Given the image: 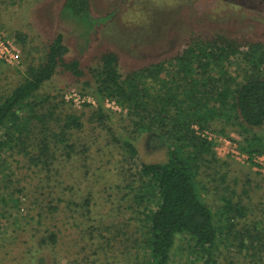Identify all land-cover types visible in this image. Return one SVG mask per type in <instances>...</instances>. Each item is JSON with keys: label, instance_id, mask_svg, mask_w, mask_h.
Returning <instances> with one entry per match:
<instances>
[{"label": "rangeland", "instance_id": "374dc122", "mask_svg": "<svg viewBox=\"0 0 264 264\" xmlns=\"http://www.w3.org/2000/svg\"><path fill=\"white\" fill-rule=\"evenodd\" d=\"M64 2L0 0V35L19 53L16 66L0 60V103L24 82L28 67L40 66L57 33L63 34L69 56L78 58L85 71L78 80L59 70L34 98L39 103L48 97L49 103L59 104L52 108L55 117H81L82 129L74 132L71 141L74 154L60 153L49 171L45 157H35L41 154L36 148L43 137L41 124L31 122L32 111L25 106L17 114L16 125L25 135L30 132L24 146L30 151L35 148L34 160L28 161L14 130H9L15 135L13 147L0 149V264H143L145 229L143 216L130 208L135 206L130 169L138 162L165 161V151L141 134L133 137L135 158L112 140L124 138L129 129L128 111L116 100L95 93L90 69L100 66L104 53L113 52L120 74L126 76L173 59L185 49L181 42L193 36L223 34L237 40L246 54L250 45L264 49V0H89L94 20L89 28L94 32L84 21L65 17ZM244 58L233 59L229 70L235 72ZM50 105L44 103L43 110L35 112L44 114ZM193 129L200 137L204 132L212 135L207 141L214 144L216 156L226 161L230 177L244 183L249 179V196L243 200L253 208L261 204L255 210L261 214L264 169L242 158L247 155L240 151L243 139L237 128L221 122L207 130L197 125ZM249 134L264 145V126ZM0 141H7L4 129ZM37 160L43 162L35 164ZM244 189L241 183L236 187L239 195ZM213 195L208 183L201 196L210 201L215 214L219 202ZM187 240H177L170 264L185 263Z\"/></svg>", "mask_w": 264, "mask_h": 264}, {"label": "trees", "instance_id": "16d2710c", "mask_svg": "<svg viewBox=\"0 0 264 264\" xmlns=\"http://www.w3.org/2000/svg\"><path fill=\"white\" fill-rule=\"evenodd\" d=\"M63 13L84 21L88 30L94 25L89 0H65ZM181 43L185 49L165 64H153L126 76L120 74L118 56L113 52L104 53L100 66L90 69L95 93L116 100L128 111L129 129H125L124 138L112 140L135 158L138 152L132 141L141 134L165 151V161L138 162L130 169L134 187L129 188L136 206L130 208L143 216L145 229L143 264H170L176 242L183 238L188 239L184 264L192 258L191 264H264V210L256 213L258 208L243 200L249 196L246 187L251 182L230 177L231 171L226 161L216 156L214 144L193 129L197 125L207 130L223 122L237 128L243 139L241 152L250 159L264 156L262 142L249 134L264 126L263 48L250 45L246 54L237 40L223 34L193 36ZM69 55L63 34L57 33L40 66L28 67L24 82L0 103V131L4 129L7 136V141H0V149L12 145L14 134L21 147L27 146L24 141L30 132L25 135L16 125L17 114L25 106L32 111L31 122L41 124L43 137L36 145L41 154L35 157L44 156L49 171L61 154L70 157L75 153L71 144L74 132L82 129L81 117H55L52 108L59 104L49 103L48 97L39 103L34 98L59 70L78 80L85 76L80 60ZM239 55L245 58L231 72L229 66ZM44 103L51 104V109L44 114L35 112L43 110ZM25 149L22 151L31 162L35 148ZM39 162L43 161L35 164ZM208 183H212L213 200L219 202L215 214L210 201L201 196ZM240 183L245 188L241 195L236 190ZM51 240L54 242L53 237Z\"/></svg>", "mask_w": 264, "mask_h": 264}, {"label": "built area", "instance_id": "2783aa9c", "mask_svg": "<svg viewBox=\"0 0 264 264\" xmlns=\"http://www.w3.org/2000/svg\"><path fill=\"white\" fill-rule=\"evenodd\" d=\"M0 60L10 66H16L19 64V53L16 47L11 44L8 40L3 38L0 35ZM203 138L207 140L212 139V135L204 132L201 134ZM247 162H251L253 164H257L258 167L264 169V157H257L254 159H250L248 156L242 155Z\"/></svg>", "mask_w": 264, "mask_h": 264}]
</instances>
